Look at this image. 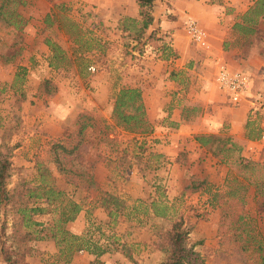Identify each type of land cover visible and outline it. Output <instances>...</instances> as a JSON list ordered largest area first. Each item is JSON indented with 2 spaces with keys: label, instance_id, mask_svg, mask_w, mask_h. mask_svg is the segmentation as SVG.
I'll use <instances>...</instances> for the list:
<instances>
[{
  "label": "rangeland",
  "instance_id": "rangeland-1",
  "mask_svg": "<svg viewBox=\"0 0 264 264\" xmlns=\"http://www.w3.org/2000/svg\"><path fill=\"white\" fill-rule=\"evenodd\" d=\"M131 1L127 0L123 4L129 6ZM208 2H215L219 6L220 22L227 29L226 40L229 42L228 60L221 61L214 74L221 65H225L232 70H243L253 77L259 93L248 98V115L254 120L248 128L257 134V130L264 128V54L257 53L251 58H246V55L252 51L254 38L264 37V19L256 26L261 29L254 38L234 26L242 22L244 12L257 0ZM94 10V4L84 0H27L25 6L18 7L23 17V24L17 32L21 41L16 39V35L11 36L8 28L0 24V43L8 44L5 52L0 53V145L15 146L11 157L14 172L9 187L14 188L23 182L39 185L41 178L37 162H45L56 176V184L64 190L61 196L64 204L72 199L81 202L84 207L85 216L81 219L84 231L77 235H86L93 242L107 246L110 250L103 255L115 252L135 254L142 249L145 238H155L158 246L165 244L159 233L170 229L175 220L183 218L190 234L194 231L193 221L200 226L197 239L191 237L194 243L205 245L210 241L208 248L214 246L212 251L207 252L209 255L202 256L199 253L202 262L190 259L189 264H264V150H257V144L247 142V160L256 165L252 169H244L235 164L231 157L225 164V154L214 157L206 148L207 158L204 161L212 167L209 178L205 179L206 183L192 180L195 175L187 174L183 187L174 188V184H170V168L168 170L170 159L163 157L165 153H160L157 148V145H169L168 139L142 142L143 137L153 133L155 127H167L169 122L166 119L152 121L147 106V116L153 129L147 133L128 132L115 124V95L123 87L145 89L148 81L144 80H149L147 78L155 76L159 70L172 80L187 81L193 75V65L187 66L186 73L181 75L170 71L169 65L166 67L165 61L176 62L179 52L173 51L171 38L160 25L162 19L159 24L154 22L152 26L160 28L156 37L158 43L150 45L145 42L152 29H146L142 37L138 32L142 26L141 15L139 21L131 17H122L119 21L109 17L106 22L99 20V14ZM48 14H52V17L47 21ZM162 18L172 21L176 15L167 12ZM52 19L54 21L48 27ZM188 20L183 19V27L188 35L185 37V48L187 51L193 48L195 53L202 56L203 51L212 48V43L209 39L211 47L203 49L192 41L187 31ZM46 39L61 46L63 55H66V60L57 68L51 65L53 51L51 45L45 42ZM257 47L264 51L263 44ZM3 56L13 58L8 66L4 65L6 61ZM82 58L88 61L84 62ZM236 62L244 66L231 64ZM91 66H95L96 70L90 71ZM96 74L108 78L110 86L107 90L97 91L92 85L90 80ZM185 88L188 89V86ZM170 91V95L166 96L167 101H175V104L185 102L182 112L189 119L199 117L204 112L201 106H196L193 111L194 106L187 104L186 97H181L173 88ZM221 94L228 100L227 95ZM56 103L54 110L50 111L48 107ZM229 103L232 106L241 104ZM61 105L65 106L63 112L58 110ZM51 113L55 119L60 115L64 117L60 119L63 120L61 127L56 126L59 128L58 135L47 138L45 136L49 131L46 129L55 128L49 117ZM37 114L41 116L40 123L33 119ZM83 125L86 127L80 133ZM56 142H65L70 148L78 145V150L73 154L64 156V165L71 168L73 173L62 176L58 173L52 162L55 158L52 146ZM186 143L185 147L191 146V139ZM250 145L253 149L248 150ZM183 152L179 149V159L186 163L190 158L183 156ZM74 159H79L80 164L74 165ZM159 166L162 169L160 172L157 170ZM197 183L203 184L200 191L194 193L192 186ZM175 189L178 193L171 195ZM102 190L125 200L126 208L122 214H109L96 202ZM132 192L144 194L148 198L157 193L160 198L158 205L163 206L160 210L167 215H159L162 218L160 220L147 215L145 204H149L151 199H136ZM207 196L211 201L206 199ZM20 199L27 200V197H17L16 201ZM210 206L216 209L217 215L215 225L207 232L211 221L208 217ZM15 211L11 206H0V231L6 220L7 233H11V226L17 220ZM58 215L59 211H56L36 216V219L51 223ZM77 218L69 223L77 222ZM201 234L205 237H200ZM5 240L8 246L14 244L12 238ZM27 247L32 248L31 252L26 253L28 264L29 258H40L47 264H70L76 253L88 252H75L67 263L54 240L30 241ZM93 264H101V261L97 260Z\"/></svg>",
  "mask_w": 264,
  "mask_h": 264
},
{
  "label": "trees",
  "instance_id": "trees-1",
  "mask_svg": "<svg viewBox=\"0 0 264 264\" xmlns=\"http://www.w3.org/2000/svg\"><path fill=\"white\" fill-rule=\"evenodd\" d=\"M158 0H137L140 6V15L142 18V26L139 28V35L142 37L146 29H152L151 33L147 37L145 44L157 45L156 37L160 28L152 27L154 22L159 24V18H156L155 5ZM27 0H2L0 2V24L4 28H8V32L11 36L15 37L18 41H21V37L17 36L18 28L20 27L23 17L18 12L20 5L25 6ZM52 17V14L47 15L48 19ZM264 19V0H257L255 4L249 7L242 15V22H237L235 28L242 29L249 33L253 38L255 35H259L260 29L256 26ZM52 19L49 23L52 24ZM2 26V27H3ZM264 33V31H263ZM140 38V37H139ZM138 38V39H139ZM140 40V39H139ZM252 44V51L246 55V58H251L255 54H264V51H260L257 47L258 44L264 45V37L254 38ZM45 42L51 45L53 54L51 56V65L55 68L61 66L66 55H63L61 46L54 45L49 39ZM12 45V44H11ZM229 42L224 41V50L228 51ZM8 44L4 45L0 43V53L5 52ZM5 58V66L10 64L13 58ZM238 57V56H236ZM2 58V56H0ZM84 62H87L85 58H82ZM253 94L259 93L256 83H253ZM187 104L194 106L193 111L196 110V104L187 102ZM147 105L143 96V89L141 87H123L115 95L113 116L115 118V124L118 127L123 128L128 132H140L147 133L151 131L152 124L147 116ZM183 120L196 121L197 117L189 119L187 116L181 113ZM86 126L80 130H84ZM260 136V131L249 132L245 138H238L230 134H200L196 135V141L203 147L208 148L214 157L225 154L223 162L228 163L231 157L233 162L240 165L244 169H252L256 163L247 160L245 155V146L248 140H256ZM15 146L8 144L0 145V206L4 208H14L15 220L11 226V233L8 234V225L6 220L4 221L0 231V261L3 264H28L26 262V253L31 252L32 248H28L27 244L30 241L38 240H54L61 254L65 255V260L68 263L73 254L77 251L86 250L96 256H101L108 252L110 249L107 246L98 244L90 240L86 235H77L72 233L66 228L67 223L74 221L81 211L84 209L81 202L73 201L69 199L64 204V200L61 196L64 194L63 188L56 184V176H54L49 166L39 160L37 162V170L41 178L39 185H31L28 182L16 184L14 188L9 187L10 181L13 176L12 154ZM52 153L55 158L52 162L55 164L58 173L62 175L71 174L73 171L71 168H66L65 155H71L78 150V145L68 147L65 142H56L52 146ZM79 154V153H78ZM77 154V155H78ZM73 162V161H72ZM74 165L80 164L79 159H74ZM82 166V165H80ZM203 183H197L192 186V192L198 191ZM20 191L23 193H20ZM27 197V200L20 199L16 201L17 197ZM24 200V201H23ZM32 202V203H31ZM96 202L109 212V214L118 215L122 214L126 208V202L119 196L102 190L97 197ZM158 202H152V207L158 215L165 216V212L160 210L161 207ZM11 204V205H10ZM53 208V209H52ZM166 208V207H164ZM59 211V215L53 219L50 223L39 221L36 216H42L51 212ZM163 211H165L163 209ZM190 229L185 225L184 219L180 218L173 222L170 229L159 233L160 237L164 238L165 244L159 245L160 250L165 255L164 259L158 264H189L190 259H194L197 263L202 262L200 254L195 250L196 243H194L190 236ZM12 238L13 245L8 246L5 239ZM242 240L241 238H239ZM262 247V246H261ZM260 247V248H261ZM134 264H139L138 261L133 260ZM2 264V263H1Z\"/></svg>",
  "mask_w": 264,
  "mask_h": 264
},
{
  "label": "crops",
  "instance_id": "crops-1",
  "mask_svg": "<svg viewBox=\"0 0 264 264\" xmlns=\"http://www.w3.org/2000/svg\"><path fill=\"white\" fill-rule=\"evenodd\" d=\"M84 1L94 4V11L99 14V20L107 22L109 17L115 18L117 21L122 17H131L137 21L140 20V6L137 0L131 1L129 6L123 4V2H126L127 0ZM167 12H173V14L176 15V18L172 21L164 20L162 15L164 16ZM39 15L40 14H38V17ZM154 15L156 18H159V20L162 19L160 25L169 35V39L171 38L170 40L172 43H170V45L173 48V51L175 53H177V51L179 52L176 56V62L170 63L169 61H165L167 63L166 67L169 65L170 71L174 70L181 75L186 73V70L188 69L187 66L193 65L191 68V73L193 75L191 78H188L189 80L187 79V81H183L182 79L172 80L159 70V73H152H156L155 76L151 75L147 78L149 80H144L148 81L145 83V86L146 84L148 86L143 89V96L145 103L149 108L148 113L150 119L152 121L166 119L170 125H166L167 127L158 125L153 130V133H149L147 136L143 137L142 142L150 143V139H168L170 143L169 145L166 146L161 144L157 145V148L160 150V153H165V156L163 157L170 159L168 170L170 168V178L172 179V182L169 183L174 184V188L176 186L177 189H180L184 185L183 182L186 180L187 174L190 176L195 175L192 180H202L206 183L205 179L209 178V174H211L212 171V167L208 166L204 161V159L207 158V149L194 139L196 135L227 133L238 138H245L246 135L251 132L248 128L249 124L253 123L254 120L249 118L248 115L250 108L248 100L243 101L239 106H232L213 83V76L215 75L214 72L216 71L215 69L217 65L225 59L228 60V52L224 50V41L228 37V32L220 22L219 6H216L215 2H208V0H158L155 5ZM189 18L195 19L198 22L199 26L208 33L210 42L212 43V48L203 51V53H201L202 56L195 53V51L192 50L193 48L189 51L185 48V37L188 35L186 34L185 27H183V19L188 20ZM257 59L260 62L259 56H257ZM187 63L189 64L186 65ZM231 64L242 67L244 66V64H240L239 62ZM90 82H92V85L97 91H103L104 89L107 90L110 86V81L102 74H96ZM185 86H188V89H186ZM171 88L179 92L178 94L181 95V97H186V102L194 103L203 108L204 112L202 111L203 113L196 118V121L182 119L181 113L185 102L179 101L178 104H175V101H167L168 97L166 96L170 95ZM167 102L169 103L168 105ZM181 102L182 104L179 105ZM54 105L56 106L57 103L52 104L48 109L53 111L55 107ZM165 105H167L166 108ZM58 110L63 112L65 106L61 105ZM165 110H167V113H165ZM50 115L51 116L49 117L55 128L52 127L50 130L46 129L49 131L47 136H45L47 138L58 135L59 128H56V126L61 127L60 125L63 120L61 121L60 119H63L64 117L63 115H60V117L55 119V117L52 116V113ZM33 119L39 123L42 122L39 114L34 116ZM189 138L191 139V146L185 147ZM156 142L159 141L156 140ZM248 142L253 143L254 141L248 140ZM151 145H148V147H151ZM179 149L184 151L183 156H188V158H190L188 162L185 163L183 160L179 159ZM175 150L177 153H175ZM170 154L171 156H169ZM160 168L161 166H159V169L157 168L159 172L162 170ZM167 173L168 172L165 174L167 175ZM170 184L169 187L173 189V186ZM177 189L172 191L171 195L177 194ZM199 191L200 189L194 193H198ZM132 193L136 199L139 197L147 201L148 199H151L149 204H145L147 215L153 217L155 220L162 219L152 208V202L160 201L157 193L151 198H148L149 196L145 197L144 194L141 193ZM169 199L172 198L169 197ZM206 199H210L211 201V198L208 196ZM141 201L143 202V200ZM216 215V209L213 206H210V214L208 217L211 218L210 222L212 223L209 222L207 232L215 225ZM84 216L85 210H82L77 218V222L69 223L68 229L73 233L82 234L84 227L81 219ZM185 225L187 226V224ZM192 229L194 231L192 230L193 232L190 236L193 239H197L200 226L196 225V221H193ZM200 237H205V235L201 234ZM157 243L158 240H155V238H145L142 249L135 254H129V252L126 253L124 251L125 253H107L100 258H97L96 255L90 254L89 252H79L74 255L70 264H93V262L97 260L101 261V264H116L117 262L121 264H133L134 259L137 260L139 264H158L164 259L165 255L160 250ZM209 244L210 241L205 245L197 244L195 250L201 253L202 256L209 255L207 252H209V250L212 251L214 248V246L208 248ZM29 262L30 264H47L42 262L40 258H29Z\"/></svg>",
  "mask_w": 264,
  "mask_h": 264
},
{
  "label": "built area",
  "instance_id": "built-area-1",
  "mask_svg": "<svg viewBox=\"0 0 264 264\" xmlns=\"http://www.w3.org/2000/svg\"><path fill=\"white\" fill-rule=\"evenodd\" d=\"M187 31L190 39L198 44L200 48L209 49L211 47L207 32L195 20H188ZM89 70L95 71L96 68L91 66ZM213 81L215 87L227 95L228 100L233 104L248 100L249 96L253 94V77L243 70H232L225 65H221ZM255 141L251 144H257V150H264V128H262L259 138ZM252 145L249 146L248 150L253 149Z\"/></svg>",
  "mask_w": 264,
  "mask_h": 264
}]
</instances>
